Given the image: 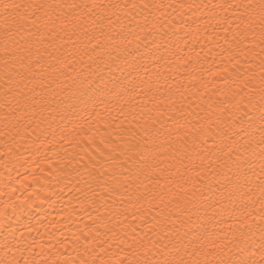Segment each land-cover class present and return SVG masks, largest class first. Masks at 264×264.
I'll list each match as a JSON object with an SVG mask.
<instances>
[{
    "label": "snow or ice",
    "instance_id": "6c2138e0",
    "mask_svg": "<svg viewBox=\"0 0 264 264\" xmlns=\"http://www.w3.org/2000/svg\"><path fill=\"white\" fill-rule=\"evenodd\" d=\"M188 7L199 8L200 5L189 4ZM228 7L240 12V23L235 29H224L232 34L222 38L223 44L214 41L219 54L231 66L225 65L221 70L227 87L222 93L225 98L216 101L209 96L205 100L207 85L203 86L204 92L197 89L193 94L182 82L175 91L168 89L167 101L155 95L149 97L153 104L158 100L159 105L165 106L171 121L168 125L159 120L165 116L159 106L155 109L157 116L153 117L152 109L145 113L144 105L135 103L141 94L153 92L152 85L159 83L158 74H148L145 61L168 59L156 54L161 49H170L173 43L170 35L178 37L177 48L179 40L183 39L167 19L165 5L0 0V48L4 53L0 61L3 135L23 139L25 133L31 135L39 131L47 133L57 143L86 142L83 151L87 162L80 165L84 171L76 166L84 159L80 153L65 156L69 168L61 170L66 186L72 185L86 198L89 193L101 199L105 193H114L122 187L118 179L121 176L132 182L129 186L147 189L154 176L168 172V183L180 189L176 193L156 179L160 191L147 201L150 208L157 209L153 223L148 225L143 237L132 229L135 235L130 237L132 243L128 248L133 251H126L125 259H117L114 264H264V55L257 66L252 63L258 55L255 47L244 46L249 29L257 23L261 28L260 44L255 46L264 45V0ZM137 8L141 13H148L142 24H136L143 36L135 34L134 47H129L132 40L120 45L111 43L112 33L117 28L123 31L122 15L128 14L126 10ZM154 10L163 15L156 16ZM164 28L168 30L162 32ZM241 58L249 65L243 71ZM180 59L178 56L174 63H179ZM221 71L212 75L220 76ZM153 75L157 77L155 80ZM144 76H147V84ZM196 96L202 103H195ZM226 111L228 117L224 115ZM141 119L142 124L124 126L126 122L132 125ZM158 123L160 129H156ZM237 125L239 131L235 130ZM209 139L213 141L214 152L207 147ZM256 147L260 148L258 154ZM256 155L259 156V173L255 172L253 161ZM170 160L182 165L183 171L177 164L162 167ZM172 168L176 171L171 172ZM254 189L259 193L255 200ZM95 202L92 199L89 206ZM173 204H176L175 210ZM227 220L232 221L227 230L222 229L213 239L214 234L209 232L207 224H222ZM253 222L259 231L258 244L252 239L255 236ZM117 223H120L118 219ZM73 243L79 246L78 239ZM120 243L127 242L121 240ZM85 254L91 255L87 246ZM257 254L260 261L252 258ZM8 264H20V261L14 258ZM79 264L89 262L81 259ZM101 264L108 261L103 260Z\"/></svg>",
    "mask_w": 264,
    "mask_h": 264
},
{
    "label": "bare ground",
    "instance_id": "6f19581e",
    "mask_svg": "<svg viewBox=\"0 0 264 264\" xmlns=\"http://www.w3.org/2000/svg\"><path fill=\"white\" fill-rule=\"evenodd\" d=\"M66 2L71 3L73 0H66ZM75 2H103L106 4L148 2L165 5L164 13H167V19L172 21V24L175 25L173 30H178V36L183 39L179 40V48H177L175 41L178 37L170 35V39L173 41L170 49L168 51L161 49V52L156 54L157 57L163 55L168 59L153 58L145 61L148 65V74H158L159 83L153 84V92H149L147 95L141 94L135 103L143 104L145 113L152 109L150 114L153 117L157 116L155 109L159 106L161 110L165 111V116L159 118L160 122L171 125L165 106L159 105L158 100L156 104H153L149 97L155 95L167 101L168 89L171 87L175 91L182 82L183 86L193 94H196L197 89L204 92L203 86L207 85L205 100L209 96H212L216 101L224 99L222 93L227 91V87L224 84L222 78L224 74L221 70L225 65H228V61L219 54V49L215 48L214 41L223 44L222 38L232 34L231 31L226 33L224 29L230 27L235 29L236 25L240 23L238 19L240 12L229 8L228 5L255 3L258 0H75ZM181 4L184 5L183 8L179 7ZM189 4L200 5V7L189 8ZM167 5L173 7H167ZM215 5L224 7L214 8ZM126 11L128 14L122 15L123 31L117 28L112 33L114 40L111 43L120 45L127 43V40H132L133 44L129 47H134L137 42L134 38L135 34L143 36L136 24L137 22L142 24L144 16L148 13L147 11L141 13L139 8ZM154 14L158 17L163 15L155 10ZM213 14H215V18H213ZM225 20L227 22H224ZM218 21L221 23L218 24ZM157 26L159 27V24ZM133 29H135V33H133ZM167 30L164 28L162 32ZM260 32L259 24H254L247 33L244 45L247 48L255 47V52L258 55L252 63L257 66L261 55H264L261 54V47L264 45L255 46L260 44ZM209 37H213V40H210ZM115 54L113 52V55ZM3 56V50L0 48V61ZM178 56L181 58L180 62L174 63ZM241 59V70L243 71L249 65L243 62V58ZM222 60L223 63H221ZM216 71H221V75L213 76L212 73ZM156 78V75H153V79ZM144 80L147 84V76H144ZM0 84H3L2 79H0ZM145 91H147L146 88ZM185 94L187 95V93ZM195 103H202L198 96H196ZM139 111L140 109L137 108L138 113ZM224 115L228 117V111ZM64 123L67 124L66 121ZM136 123L142 124L143 120L133 122L132 125L126 122L124 126L134 127ZM95 127L94 124L93 128L95 129ZM156 129H160L159 123L156 125ZM235 130L239 131L238 125ZM150 131L155 130L150 129ZM160 131L163 132L162 129ZM3 132L4 126L0 123V261H3L4 264H8L14 258L19 259L20 264H25V261H28L29 264H79L81 259L88 260L89 264H93V262L101 264L103 260L108 261V264H114L117 259H125L126 251H133L128 248V244L132 243L130 237L135 235L132 229H135V232L140 233V236L143 237L148 225L153 223L157 209L150 208L147 201L160 191V188L155 184L156 179H159L160 185L167 184V187L172 188L174 192H180L177 186L168 183L169 173L164 172L158 177L154 176L153 182L148 184L147 189L139 185L129 186L132 182L125 181V178L121 176L118 179L122 187L117 188L114 193L103 194V199L92 197L89 193L86 198L72 185L66 186L61 172L62 169L69 168L64 157L76 153H80V156L84 157L80 160V164L76 165L81 172L84 171L80 165L87 162L83 151L87 147L86 142L68 144L60 141L57 143L47 133L39 131L31 135L25 133L23 139L20 137L12 139L3 135ZM58 137L59 133H57ZM97 143H99L98 137ZM207 147L213 152L215 151L212 139L208 140ZM255 152L258 154L260 148L256 147ZM253 161L255 172L259 173V156H254ZM102 162L100 160V163ZM72 163L75 164L76 161L73 160ZM197 163H199L198 160ZM169 164H177V162L175 160L166 161L162 167L168 168ZM96 166L99 167V163ZM177 167L183 171L182 165L177 164ZM170 171L175 172L176 168H172ZM105 179L108 177L106 176ZM172 179L178 180L179 178L172 177ZM252 179L255 180V176ZM115 182V180L111 181L113 184ZM164 190L167 191V188ZM254 192L253 200L259 195L258 190L254 189ZM129 196L132 197L131 200H129ZM137 196H140L139 200L136 199ZM92 199L96 202L89 206ZM239 203L237 201V204ZM172 208L175 210L176 204H173ZM119 213H123V215H117ZM117 219L120 223H117ZM231 223V220L222 224L210 222L207 227L209 232L214 234L213 239H215V235L221 234L222 229L226 231L228 224ZM252 232H255L252 239L256 240L258 244L259 231L255 222H253ZM113 233H116L115 237ZM151 235L152 233H148V236ZM77 239L79 246L73 243ZM188 239L192 238L188 237ZM121 240L127 243L122 244ZM193 243H197V241H193ZM85 246L88 247L91 255L85 254ZM155 251L154 249L153 252ZM252 258L256 261L261 260L259 254Z\"/></svg>",
    "mask_w": 264,
    "mask_h": 264
}]
</instances>
